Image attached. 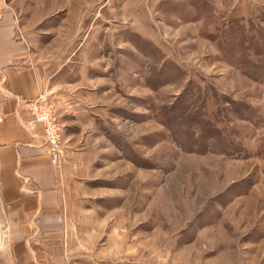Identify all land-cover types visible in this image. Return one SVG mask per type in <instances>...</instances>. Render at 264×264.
<instances>
[{"label":"rangeland","instance_id":"1","mask_svg":"<svg viewBox=\"0 0 264 264\" xmlns=\"http://www.w3.org/2000/svg\"><path fill=\"white\" fill-rule=\"evenodd\" d=\"M7 2L49 12L33 33L88 110L65 115L53 264H264V0Z\"/></svg>","mask_w":264,"mask_h":264},{"label":"crops","instance_id":"2","mask_svg":"<svg viewBox=\"0 0 264 264\" xmlns=\"http://www.w3.org/2000/svg\"><path fill=\"white\" fill-rule=\"evenodd\" d=\"M48 13L31 10L20 23L7 0H0V231L4 238L20 239L11 247L13 264L56 262L45 245L62 238L73 208L62 161L59 168L51 166L39 127L31 122L22 101L41 93L50 95L63 127L62 143L66 116L74 119L84 116L77 112H88L74 97L70 76L61 74L63 69H73L69 64L73 54L55 56L56 40L41 39L48 30L33 33ZM76 106L83 108L78 111ZM16 223L23 233L16 231Z\"/></svg>","mask_w":264,"mask_h":264},{"label":"built area","instance_id":"3","mask_svg":"<svg viewBox=\"0 0 264 264\" xmlns=\"http://www.w3.org/2000/svg\"><path fill=\"white\" fill-rule=\"evenodd\" d=\"M22 105L31 117V122L38 125L49 163L59 168L64 154L62 126L53 105L43 93L34 99L23 100Z\"/></svg>","mask_w":264,"mask_h":264}]
</instances>
